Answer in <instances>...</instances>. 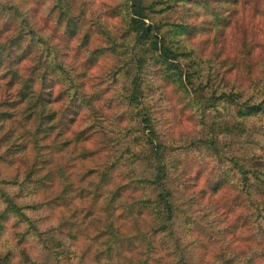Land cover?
I'll return each instance as SVG.
<instances>
[{
    "label": "trees",
    "instance_id": "1",
    "mask_svg": "<svg viewBox=\"0 0 264 264\" xmlns=\"http://www.w3.org/2000/svg\"><path fill=\"white\" fill-rule=\"evenodd\" d=\"M86 4L0 0V105L36 93L74 140L102 151L163 264H264V0H100L117 23L108 30L96 16L92 31ZM224 51L245 86L222 84ZM154 97L189 131L164 134ZM10 131L0 122V264H97ZM196 153L208 162L191 176L202 180L194 189L183 169ZM207 226L214 253L198 254Z\"/></svg>",
    "mask_w": 264,
    "mask_h": 264
},
{
    "label": "rangeland",
    "instance_id": "2",
    "mask_svg": "<svg viewBox=\"0 0 264 264\" xmlns=\"http://www.w3.org/2000/svg\"><path fill=\"white\" fill-rule=\"evenodd\" d=\"M86 2L88 4L85 11V26L89 30H95L93 24H95L96 16L102 26L108 30L115 26L116 19L100 13L102 12L100 0H86ZM258 20L256 17L254 21L256 35L259 32ZM92 38L96 40L97 37L93 34ZM210 46L211 42H207L204 54L209 51ZM0 54H2L1 48ZM224 56L226 59L222 69L225 71L222 72V76L220 75L222 84L245 86L248 82L246 71L232 67V60L236 58L234 53L221 52L220 58ZM70 58L71 55L68 52L66 59ZM95 72H97L96 69L93 73ZM9 89L7 91L11 92L13 87ZM38 96L36 93L28 96L13 107L0 105V122L5 124L6 128L9 126L11 130L9 140L14 144L16 153L28 159L31 157V160L35 161L36 175L43 183V193L47 198L57 199V217L74 224L81 233L79 246H82L83 250L88 246L95 249L97 264H163L160 249L145 236L146 220L137 215L127 203V193L117 191V184L120 182L117 173L104 172L103 152L96 151L87 142L74 140L70 129L59 124L55 119L52 110L54 105L46 103L43 99L38 100ZM152 103L164 134L178 137L184 134V131H189L190 126L184 115L178 113L175 116L176 112L169 109L168 102L154 97ZM5 111L11 113L9 119H6V114L3 115ZM201 158L197 153L189 156L183 169L184 179L190 182L194 189L202 186V180L196 182L194 186L195 180L191 176L197 165L201 166L203 163L206 165L208 162L206 158ZM46 213L48 211L43 209L37 212V216L42 217ZM40 220L39 224L42 226L56 223L53 218ZM208 228V226L205 227V237L202 239L205 248L201 249L197 245L198 254H202L206 249L214 253L213 245L210 243L212 241L206 237L211 232ZM211 236H214L216 240L221 239L214 232ZM224 238L227 239L229 236L226 234ZM74 249V246L71 247V250ZM33 256L36 254L34 253ZM199 258L200 256L197 260ZM12 263L17 264L16 257L12 259Z\"/></svg>",
    "mask_w": 264,
    "mask_h": 264
}]
</instances>
